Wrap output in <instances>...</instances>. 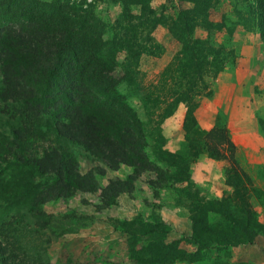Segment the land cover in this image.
<instances>
[{
	"label": "rangeland",
	"instance_id": "374dc122",
	"mask_svg": "<svg viewBox=\"0 0 264 264\" xmlns=\"http://www.w3.org/2000/svg\"><path fill=\"white\" fill-rule=\"evenodd\" d=\"M68 1L83 2L99 17L98 30L106 43L102 52L112 63L116 88L143 126L145 151L153 166L140 171L131 191L105 204L101 189L110 179L133 174L134 168L112 169L81 148L71 147L79 173H95L99 188L76 189L45 201L42 210L51 216L45 227L26 208L0 205V233L1 226L18 229L20 235L12 231L10 242L18 241L20 254L34 264H264V40L248 14L251 0L204 4L206 21L214 26L206 28L199 16L200 25L185 38L187 45L197 49L195 58L174 37L179 13L193 8L190 0ZM194 38L201 45L193 44ZM218 85L226 99L216 109L214 133L209 134L211 130L198 124L195 112L215 97ZM180 108L185 109L184 149L174 153L185 158L184 164L168 155L171 151L163 134L167 119ZM6 109L0 100L2 133L17 123ZM232 117L236 123L230 121ZM203 143L218 147V158H212L222 160L224 178L232 185L226 180L224 186L192 179L194 162L210 152L206 145L202 148ZM96 167L105 173L98 174ZM220 189L222 194L217 195ZM205 207L211 224L233 229L227 238L239 234L243 242L226 251L204 250L203 259L197 261H169L162 248L148 247L149 223L161 221L167 229L163 243L193 253L197 248L191 241L192 216ZM222 209L242 224L250 210L253 241L245 242ZM130 224L136 228L126 232L124 227ZM3 239L0 234L5 243ZM132 241L137 242L133 250Z\"/></svg>",
	"mask_w": 264,
	"mask_h": 264
},
{
	"label": "trees",
	"instance_id": "16d2710c",
	"mask_svg": "<svg viewBox=\"0 0 264 264\" xmlns=\"http://www.w3.org/2000/svg\"><path fill=\"white\" fill-rule=\"evenodd\" d=\"M190 1L193 8L179 13L174 37L195 58L197 49L187 45L185 38L200 25V18L206 28H213L204 13L212 0ZM247 9L264 40V0H251ZM101 26L93 8H86L83 2L0 0V100L17 122L10 132H0V205L30 210L40 227L51 219L42 210L45 201L68 196L76 189L94 192L99 188L95 173H79L71 147L81 148L112 169L120 165L134 168L133 174L110 179L101 189L105 204L115 203L118 194L131 191L140 171L153 166L145 151L143 126L116 88L112 63L102 52L106 43L98 30ZM193 44L201 45V41L194 38ZM210 130L213 134L214 129ZM205 145L208 155L218 158V147L203 143L202 148ZM177 154L168 153L184 164L185 158ZM94 169L105 173L101 167ZM225 180L232 185L229 178ZM220 211L244 235L245 242L253 241L250 210L244 224L231 219L224 209ZM207 212V207L201 208L192 216L191 241L197 248L193 253L178 249L174 243L164 244L162 234L167 229L161 221L149 223L146 233L152 241L148 247L162 248L169 261H197L203 259L204 250L226 251L243 242L239 234L227 238L233 229H218L209 222ZM131 225L124 227L126 232L136 228ZM17 230L1 226L5 243L0 241V263L34 264L20 254L18 241L10 242L11 232ZM136 245L132 241V250Z\"/></svg>",
	"mask_w": 264,
	"mask_h": 264
},
{
	"label": "crops",
	"instance_id": "0c3cea01",
	"mask_svg": "<svg viewBox=\"0 0 264 264\" xmlns=\"http://www.w3.org/2000/svg\"><path fill=\"white\" fill-rule=\"evenodd\" d=\"M226 99L224 91L220 85L216 88L215 97L212 100L204 101L196 109L195 115L198 124L204 129H211L214 126L216 120V109L220 108V103L223 99ZM236 108V107H235ZM185 116V109H178L176 113L170 116L164 124L163 134L166 138V148L171 152H178L184 149V129L182 126L183 118ZM232 123H236V119L232 117L230 120ZM210 157L208 154L200 155L196 162H194V168L192 169V179L197 182H212L215 185H224V173L223 166L220 162ZM225 186V185H224ZM221 191H216L217 195L222 194Z\"/></svg>",
	"mask_w": 264,
	"mask_h": 264
}]
</instances>
